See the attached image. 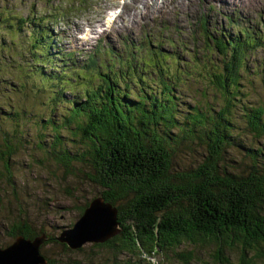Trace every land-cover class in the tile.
Returning <instances> with one entry per match:
<instances>
[{
	"label": "trees",
	"instance_id": "1",
	"mask_svg": "<svg viewBox=\"0 0 264 264\" xmlns=\"http://www.w3.org/2000/svg\"><path fill=\"white\" fill-rule=\"evenodd\" d=\"M19 22L24 23V20L20 18ZM24 30L21 46L30 57L25 60L28 71L25 74L46 84L53 83L54 96L72 88V98L66 102L70 105L66 110L68 115L63 114L61 124L46 119L45 123L50 124L54 132L47 136L41 132L36 145L46 149L43 139L49 137L48 149L40 150L50 153L53 158L50 159L68 176H74L77 164L88 169L85 178L100 189L99 196L94 198L100 197L116 207L119 230L104 242L90 243L92 249L99 251L85 260L77 255L84 245L71 249L56 240V236H47L43 229L36 233L25 219L12 221L6 235L14 239L18 236L33 239L44 233L46 239L40 254L45 264H142L162 254L166 261L162 259L159 264H191L193 251L187 250L186 245L207 244L214 246L217 259L213 258V264H231L225 250L235 246L240 247L238 264H256V258L264 263L263 152L261 149L248 151L249 159L243 164H240L241 158L231 154L232 149L238 147L236 143L241 136L264 138V106L243 104L238 119L234 111L240 72L246 66L244 58L257 48L264 49V28L262 31L254 29L253 33L245 30V36L238 34L240 40L236 38L227 44L224 38L210 35L202 27L206 61L210 64L202 63V70L223 106L215 109L210 102L201 107L195 104L186 113L178 110V96L170 93L168 82L163 83V90L152 96L139 100L122 98V93L111 82H117L115 71L109 67L112 79L111 74L101 75V81L104 76L110 79H103L105 86H99L96 91L88 87L86 90L85 86L84 93L76 94L73 90L79 85L94 81L85 73L90 67L96 68L97 60L91 57L87 65L71 68L72 54H63L61 60L57 59L46 28L31 23ZM127 43L132 45V39H127ZM178 45L181 55L188 51L183 40L180 39ZM111 48L118 54L123 53L121 44L111 45ZM241 48L248 52H241ZM152 52L157 56L155 65L170 71L171 67H164L170 55L158 48ZM119 63L123 68L128 65L132 68L128 59H121ZM193 64L198 65V60H193ZM148 65L138 67L155 69ZM120 69L116 70L119 75ZM166 76L167 81H174L171 73ZM25 84L17 81L18 86ZM29 94L34 96L35 92ZM6 111L3 113L9 118ZM20 116L14 110L10 119ZM64 123H70L71 137L80 142L75 150L70 151L67 136L56 132L66 129ZM17 131L18 128H14L11 132H3L0 191L5 188L4 182L13 183L14 171L18 170L13 167L12 158L17 152L12 138L22 137V132ZM187 156L192 160L186 161ZM257 156L261 157L260 164L254 161ZM82 210L83 207L77 206L78 215ZM50 242L72 255L48 259L41 249Z\"/></svg>",
	"mask_w": 264,
	"mask_h": 264
},
{
	"label": "rangeland",
	"instance_id": "2",
	"mask_svg": "<svg viewBox=\"0 0 264 264\" xmlns=\"http://www.w3.org/2000/svg\"><path fill=\"white\" fill-rule=\"evenodd\" d=\"M125 1L130 3L128 7H123ZM142 1L0 0V105L3 106L0 110L2 114L0 145L5 140L3 132H11L14 128H18L17 132H22V137L18 135L12 138L17 149L12 157L13 167L18 170L14 171L13 183L10 185L4 182L5 188L0 191V248L8 247L12 240L15 241L14 238L6 235V232L9 224L18 219L30 221L36 233L43 229L42 232L47 236H58L63 230L72 226L84 213L85 208L91 206L92 200L95 196H99L100 190L95 184L87 181L85 171L88 169L83 165L77 164L74 176H68L54 160L50 159L52 158L50 153L41 151L48 149L49 137L43 139V146L46 149L38 148L36 145L40 140L41 132H45V136L54 132L51 125L45 123L46 119L61 124L64 120L63 114L68 115L66 110L70 105L66 102L72 98L70 95L72 88L58 92V96H54L53 83L46 84L25 74L28 72L25 60L30 57L29 53L22 49L21 41L26 34L24 29L29 28L28 23L33 22L32 24L46 28L52 41H58L60 52L70 51L80 59L85 58L95 46H100L98 43L100 41L116 46H120L121 41L127 39H132L136 43L147 41L151 47L147 51L145 48L140 49L139 54L145 51L144 55L150 57H147L143 63L135 62L132 68L129 65L122 68L121 74L116 78L119 81V91L132 100L152 96L153 93L160 92L166 74L172 73L175 81H169L170 93L178 96L176 97L178 110L182 113L191 110L190 107L195 104L201 107L210 102L215 109L223 106V101L217 99L218 94L208 85L207 74L201 66L202 63H206L207 66L210 64L206 61L202 37L196 34V30L199 29L195 22L199 20L200 12H205L203 17L207 19L211 28H216L223 21L226 22L224 19L226 15L233 13H236L242 19V24L249 29L262 31L264 24V0H219L218 2L216 0H155L151 6L146 4L147 0H144V4ZM210 3L214 6L208 8ZM126 12L131 15L128 19ZM103 14L105 16H102ZM22 16L25 21L20 24L17 17L22 18ZM84 21H87L86 24ZM187 24H190L189 30L182 39L187 44L188 51L181 55L178 45L181 35L179 36L178 32L180 27ZM236 30V27L231 28V32ZM193 35L196 36L194 39H192ZM154 48H159L165 54H171L172 60H178V62L164 63V67H171L170 71L166 72L165 68L161 70L159 67L155 69L146 67V70L138 68V65L145 66L155 58L152 54ZM176 52H180V58L187 61H179L178 57H174ZM241 52L247 53L248 50L241 48ZM22 56L27 57L23 59ZM193 60H198L199 64L194 65ZM244 63L246 66L240 72L239 87L237 86L239 92L234 103L237 119L242 114L243 104L264 106V49L260 47L254 50L244 58ZM180 70L184 71L183 75ZM18 80L24 81L25 86H18ZM83 89L76 88L73 92L79 93ZM30 91H34L35 95L31 96ZM133 91L138 94H134ZM14 94L17 96L15 97ZM3 110H7L9 118L5 117ZM14 110L21 116L10 119ZM241 119L244 122L242 117ZM64 125L66 129L62 128L56 132L67 136L70 151L75 150L80 146V142L71 137L69 132L72 130L68 127L70 123ZM236 144L239 148L235 146L231 154L241 158L240 164L249 159L246 153L253 149H261L264 158V138L260 140L241 136ZM258 159L261 157L257 156L254 161L260 164ZM185 160L189 162L192 157L187 156ZM77 206L83 207L79 215ZM186 248L193 251L194 258L191 264H213V258L217 259L212 244L186 245ZM98 251L92 249V244L86 243L77 255L85 260ZM239 251V246L225 250V256L231 264H238ZM41 252L52 260L72 255L53 242L45 244ZM162 259L166 261L163 254L149 258L150 263L143 261L142 264H159ZM169 261L168 259L167 262ZM256 262V264H264L262 259L256 258ZM65 263L67 262L62 264Z\"/></svg>",
	"mask_w": 264,
	"mask_h": 264
},
{
	"label": "water",
	"instance_id": "3",
	"mask_svg": "<svg viewBox=\"0 0 264 264\" xmlns=\"http://www.w3.org/2000/svg\"><path fill=\"white\" fill-rule=\"evenodd\" d=\"M92 201L72 227L63 230L56 240L66 243L71 249H77L86 243L104 242L118 232L116 207L100 197ZM45 239L44 233L33 239L16 237L8 247L0 248V264H45L40 254Z\"/></svg>",
	"mask_w": 264,
	"mask_h": 264
},
{
	"label": "bare ground",
	"instance_id": "4",
	"mask_svg": "<svg viewBox=\"0 0 264 264\" xmlns=\"http://www.w3.org/2000/svg\"><path fill=\"white\" fill-rule=\"evenodd\" d=\"M57 20V19H56ZM59 20V19H58ZM255 28H253L252 30H254ZM115 45V44H114ZM103 197V196H102ZM86 209V208H85ZM25 237V236H24Z\"/></svg>",
	"mask_w": 264,
	"mask_h": 264
}]
</instances>
